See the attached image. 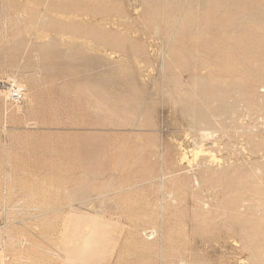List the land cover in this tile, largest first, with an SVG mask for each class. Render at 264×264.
I'll list each match as a JSON object with an SVG mask.
<instances>
[{
  "label": "rangeland",
  "instance_id": "rangeland-1",
  "mask_svg": "<svg viewBox=\"0 0 264 264\" xmlns=\"http://www.w3.org/2000/svg\"><path fill=\"white\" fill-rule=\"evenodd\" d=\"M218 1L0 0V79L24 92H0V264H71L93 230L72 264H264V76L225 72L214 94L180 51L215 17L264 28V0ZM217 84L228 109L194 120L186 108L221 107Z\"/></svg>",
  "mask_w": 264,
  "mask_h": 264
},
{
  "label": "bare ground",
  "instance_id": "bare-ground-1",
  "mask_svg": "<svg viewBox=\"0 0 264 264\" xmlns=\"http://www.w3.org/2000/svg\"><path fill=\"white\" fill-rule=\"evenodd\" d=\"M163 1V0H162ZM190 1V0H189ZM195 1H198V0H195ZM209 1V0H208ZM226 1V0H225ZM224 1V2H225ZM228 1V0H227ZM237 1V0H236ZM242 1L243 0H241L240 2L242 3ZM246 1V3L248 2L247 0H245ZM250 1H252V0H250ZM259 1V0H258ZM169 2H171V0H169ZM200 2V1H199ZM212 2V1H211ZM219 2H221V0H219L218 1V3ZM234 2V1H233ZM238 3H239V1H237ZM257 2V1H256ZM163 3V2H162ZM185 3V2H184ZM214 3V2H213ZM223 2H221V4H222ZM229 3H231V2H229ZM243 3H245V2H243ZM242 3V4H243ZM249 3V2H248ZM254 3H255V0H254ZM261 3V2H260ZM170 4V3H169ZM180 4V3H179ZM196 4H197V2H196ZM211 4V3H210ZM225 4H226V2H225ZM253 4V3H252ZM262 4V3H261ZM166 5H168V2H167V4ZM165 5V6H166ZM199 5H200V3H199ZM232 5H233V3H232ZM232 5H230V6H232ZM235 5V4H234ZM244 5H247V4H244ZM258 5V4H257ZM256 5V6H257ZM260 5V4H259ZM259 5L257 6V7H259ZM264 5V4H263ZM209 6V5H208ZM211 6V5H210ZM255 6V7H256ZM177 7V6H176ZM179 7V6H178ZM189 8H192V7H194V6H188ZM199 7V6H198ZM220 7V6H219ZM254 7V6H253ZM260 7H261V5H260ZM180 8H181V6H180ZM197 8V7H196ZM209 8V7H208ZM211 8V7H210ZM215 8H217V7H215ZM168 9V8H167ZM172 9V11L171 12H173V9H176L175 7L173 8H169V10H171ZM242 9V8H241ZM253 10H254V8H252ZM251 9V10H252ZM197 10V9H196ZM198 10H199V8H198ZM209 10H211V9H209ZM215 10V9H214ZM214 10L212 11V12H214ZM249 10V9H248ZM181 12H182V10H180ZM179 11V12H180ZM201 11V10H200ZM200 11H198L199 13H200ZM203 11V10H202ZM201 11V12H202ZM215 11H217V10H215ZM238 11V10H237ZM241 11V10H240ZM250 11V10H249ZM166 12V11H165ZM171 12L169 13V14H171ZM207 12V11H206ZM205 12V13H206ZM255 12V11H254ZM167 13V12H166ZM176 13H178V11L176 12ZM195 13H197V11L195 12ZM194 13V14H195ZM210 13V12H209ZM258 13V12H257ZM198 14V13H197ZM166 15V14H165ZM175 15V14H174ZM179 15V14H178ZM178 15L177 16H172V18L174 19L172 22L173 23H175V21H176V18L178 17ZM196 15V14H195ZM201 15V14H200ZM211 15V14H210ZM210 15H208V16H210ZM166 16H168V15H166ZM190 16H194V15H190ZM189 16V17H190ZM198 16V15H197ZM205 16V15H204ZM208 16H207V20H210L211 18H208ZM255 16V15H254ZM163 17V16H162ZM186 17V16H185ZM222 17V16H221ZM172 18L170 19V20H172ZM181 19V23H180V30H181V32H179L182 36L181 37H184L183 36V34H182V32L184 31V29H185V23L182 21L183 19H185L184 17H178V19ZM188 18V17H187ZM223 18L224 19H222V18H218V19H216V17L215 18H212L211 19V23H210V25H205V24H202V25H195L196 27H194L193 29L191 28V31L189 32L188 31V34L189 35H194V34H196L197 32L198 33H207V37L203 40V41H201V42H199V41H197V40H195L194 39V41H192L193 40V38H192V40L190 39L189 41H187V44H185V39L186 38H180V39H182L180 42H181V44H179V45H181L179 48H180V51L183 53H186L185 55H188V56H190L189 58H190V61H191V63L189 64V66H188V68H187V76H188V79L189 80H191V82L192 81H203L204 82V86L206 87V85L208 84L212 89H213V85H215V83H214V81H215V77H222V76H224L225 77V72L227 73V72H229V71H231V70H234L235 71V73L237 74V75H239L240 76V74L241 73H243L244 71L246 72V75L244 76V75H242V76H244L245 78H243L245 81H247V84H248V80L251 82V84L252 83H254V81H256V78H263V76H264V49L263 48H261V45H262V47H263V44H264V28H262V24L260 25V21H256L255 22V20H253L254 18H253V15H251L250 13H246V12H244V14L243 15H234L232 18H229L228 16L227 17H225V16H223ZM166 18L164 17V20H165ZM190 19V18H189ZM189 19H188V23H189ZM205 19V20H206ZM214 19V20H213ZM263 18H262V16L261 15H258V20H262ZM163 20V19H162ZM191 20V19H190ZM197 21H198V18L196 19ZM203 20V19H202ZM256 20H257V18H256ZM168 21H169V17H168ZM167 21V23H166V20H165V24L167 25H169V24H171V23H169ZM204 21V20H203ZM200 22V21H199ZM199 22H194L193 24H197V23H199ZM262 22V21H261ZM172 23V24H173ZM201 23H202V21H201ZM208 23V22H207ZM179 25V24H178ZM164 26V25H163ZM193 26V25H192ZM191 26V27H192ZM169 27H170V25H169ZM176 27H178V26H176ZM186 27H188V25L186 26ZM264 27V26H263ZM188 28H190V27H188ZM164 29V28H163ZM167 29V28H166ZM165 30V29H164ZM168 30V29H167ZM177 30V29H176ZM183 30V31H182ZM193 30V31H192ZM156 31H158L157 29H156ZM171 31L174 33L175 32V30L173 31V30H171L170 29V33H171ZM177 32H178V30H177ZM185 32V31H184ZM187 32V31H186ZM167 34H169V32H167ZM172 35V34H171ZM184 35H187L186 33L184 34ZM176 36H178V35H176ZM203 36V37H204ZM187 37V36H186ZM174 38H175V35H174ZM187 38H189V37H187ZM196 38V37H195ZM175 39H178V38H175ZM179 39V40H180ZM198 39V38H197ZM201 39V38H200ZM179 42V43H180ZM168 45V44H167ZM176 46L178 45V43L177 44H175ZM186 45H188V47H186ZM171 47V46H170ZM178 48V49H179ZM166 49V48H165ZM175 50H176V48H175ZM179 52V51H178ZM182 53H180L181 55H182ZM180 55V56H181ZM257 56H259L258 57V60H256L255 62H254V58L255 57H257ZM181 58H183V57H181ZM180 58V59H181ZM232 59H235V60H237L238 61V59L239 60H241L243 63L242 64H240L239 66H237V65H231V64H225V61H227V60H231L232 62H233V60ZM185 60V59H184ZM177 61V60H176ZM179 61V60H178ZM230 61V62H231ZM250 61H252V62H250ZM186 62V61H185ZM240 62V61H239ZM245 62V63H244ZM175 67H177V66H175ZM181 68V67H180ZM234 73V72H233ZM228 74V73H227ZM218 75V76H217ZM229 75V74H228ZM223 77V79H225ZM236 77V76H235ZM241 78V77H240ZM110 79H113V78H110ZM228 80H230V77H229V79ZM236 85L238 86L239 85V77H236ZM242 80V79H241ZM258 80H260V79H258ZM257 80V81H258ZM162 81V80H161ZM224 81V80H223ZM233 81H234V78H233ZM245 81H244V85H246L245 84ZM256 81V82H257ZM228 83H230V82H232V81H227ZM259 82V81H258ZM200 83V82H199ZM214 83V84H213ZM221 83V82H220ZM238 83V84H237ZM242 83H243V81H242ZM193 84V83H192ZM202 84V83H201ZM200 84V85H201ZM222 84V83H221ZM221 84H217L218 85V89H216V90H218L220 93V95H219V97L217 98V101H218V105L219 106H221V107H219V108H216V106L217 105H214V102H213V106H215V107H212L211 109L209 108V110H206V109H204L203 111H198V110H195L196 108H194V107H190L191 105H189L188 107H190V108H186V110H185V108H183L184 110H185V112L187 113V114H190L191 116H192V118L194 119V120H203V121H207V122H210L211 121V116L213 115V114H215V111H218L219 109H221V108H223V107H225V108H227V106H229V102L227 103L226 102V100H230V99H224L226 96H225V93H226V91H227V89H226V87L227 86H229L228 87V89L230 88V85L229 84H226V87H221L220 85ZM162 85V84H161ZM191 85V84H190ZM195 85V84H194ZM207 85V86H208ZM216 85V86H217ZM240 85H242V84H240ZM248 85H250V84H248ZM256 85V84H255ZM254 84L252 85V86H255ZM126 86V85H125ZM202 86V85H201ZM200 86V87H201ZM204 86H202L203 88H204ZM208 86V88H210ZM223 86V85H222ZM236 86V87H237ZM202 87L200 88V89H202ZM233 87H235V86H233ZM236 87H235V89H236ZM246 87V86H245ZM18 88H20V87H18ZM238 88H239V86H238ZM243 88V87H242ZM250 88V87H249ZM252 88V87H251ZM250 88V89H251ZM162 89V88H161ZM206 89V88H205ZM204 89V90H205ZM248 89V88H247ZM254 88H252V90H253ZM133 90V89H132ZM207 90V89H206ZM209 91H210V89H208ZM215 90V91H216ZM230 90V89H229ZM228 90V91H229ZM232 90V89H231ZM240 90V89H239ZM190 91V90H189ZM247 91V90H246ZM0 92H5V88L3 87V86H1L0 85ZM89 92V91H88ZM195 92V91H194ZM199 92V91H198ZM200 92H202V91H200ZM212 92H214V89H213V91ZM239 92V91H238ZM248 92V91H247ZM252 92V91H251ZM6 93V97L8 98V94H7V92H5ZM209 93H211V92H209ZM215 93H217V92H214V94ZM228 93V95H229V92H227ZM199 94V93H198ZM197 94V95H198ZM213 94V93H212ZM212 94H209L208 95V93H207V96L208 97H210V96H212ZM197 95L195 96L196 98H197ZM201 97V96H200ZM213 97V96H212ZM200 99H203V98H200ZM205 99V98H204ZM210 99V98H209ZM237 99V98H236ZM206 100V99H205ZM211 100V99H210ZM212 100H216V98L215 99H212ZM90 101V100H89ZM196 101H199L200 102V100L198 99V100H196ZM207 101V100H206ZM206 101H205V103H206ZM232 101V100H231ZM234 102V101H233ZM247 102V101H246ZM20 103V102H19ZM208 103H211L212 104V102H208ZM199 104V103H198ZM258 104V103H257ZM196 105H197V102H196ZM199 105H201V103L199 104ZM198 105V106H199ZM125 106V105H124ZM194 106V105H193ZM202 106V105H201ZM198 108V107H197ZM200 108V107H199ZM182 109V110H183ZM201 109V108H200ZM199 109V110H200ZM228 109V108H227ZM240 109V108H239ZM215 110V111H214ZM232 111H231V113L230 114H232L233 113V109H231ZM235 111V110H234ZM226 112H227V110H226ZM225 113V112H224ZM217 115V114H216ZM231 116V115H230ZM234 116V115H233ZM191 118V119H192ZM211 118V119H210ZM218 118V117H217ZM214 119H216V118H213L212 120L214 121ZM210 120V121H209ZM193 122V121H192ZM202 122V121H201ZM206 122V123H207ZM211 124H212V122H211ZM202 125V124H201ZM218 126V125H217ZM195 127V126H194ZM190 129V128H189ZM220 129V128H219ZM213 130V129H212ZM202 131H204V130H202ZM201 132V131H200ZM205 132V131H204ZM203 134V133H202ZM201 136V135H200ZM205 136V135H204ZM204 138V137H203ZM208 160V159H207ZM97 172H99V171H97ZM98 175V174H97ZM204 174H202V176H203ZM206 175V174H205ZM225 176V175H224ZM204 177V176H203ZM208 177V176H207ZM206 178V177H205ZM157 179V178H156ZM118 185V184H117ZM108 186V185H107ZM100 187V186H99ZM116 187V186H115ZM108 188V187H107ZM225 188V187H224ZM102 190V189H101ZM119 190V189H118ZM253 190H254V187H253ZM257 190V189H256ZM261 190V189H260ZM111 191V190H110ZM100 192H98V194H99ZM97 194V195H98ZM234 195H235V193H233ZM101 196V195H100ZM232 196L233 195H231L230 196V198H232ZM98 197V196H97ZM237 196H235L234 197V199L236 200V199H238V198H236ZM247 197H249V196H247ZM252 198V197H251ZM251 198H249V199H251ZM83 199H85V198H83ZM87 199V198H86ZM233 199V198H232ZM262 199H263V197H262ZM230 200V199H229ZM240 200V199H239ZM257 200V199H256ZM237 202H238V200H236ZM244 201V200H243ZM231 202V201H230ZM233 202H235L234 200H233ZM237 202H235V203H233L232 205H231V203H230V205L232 206V208H235V207H237V205H239V204H237ZM240 202V201H239ZM258 203V202H257ZM259 203H261V201L259 202ZM241 205V204H240ZM258 205V204H257ZM256 206V205H255ZM239 207H242V205L241 206H239ZM260 208H262V207H260ZM240 209V208H239ZM261 210V209H260ZM263 211V210H262ZM87 212V211H86ZM233 213H235L236 214V211L235 212H233ZM79 214V213H78ZM98 214V213H97ZM96 214V215H97ZM240 214V213H239ZM216 215V214H215ZM237 215H238V213H237ZM236 215V216H237ZM82 216V215H81ZM84 216H86L85 214H84ZM239 216V215H238ZM76 218H78V217H76ZM75 218V219H76ZM82 219H85V218H82ZM237 219H240V217H238ZM236 219V220H237ZM241 220H245L244 218L243 219H241ZM250 220V219H249ZM248 220V221H249ZM258 220V219H257ZM75 222H76V220H74ZM79 221H81V222H83L82 220H80L79 219ZM78 221V222H79ZM88 221V220H87ZM91 221V220H90ZM94 221V220H93ZM110 222H112V221H110ZM251 222H253V220L251 221ZM77 223V222H76ZM75 223V224H76ZM88 223V222H87ZM92 225L91 224V222L90 223H88V225ZM262 224V223H261ZM96 225V224H95ZM252 225H255V224H252ZM81 226V225H80ZM87 226V225H86ZM103 227V226H102ZM258 227V226H257ZM72 229H73V227H71ZM97 229V228H96ZM255 229H256V227H255ZM258 229V228H257ZM83 230H84V228H83ZM90 230H93V229H91L90 228ZM82 231V230H81ZM88 232V231H87ZM91 232H94V230L93 231H89V233L91 234ZM240 232V231H239ZM257 232V231H256ZM71 234V233H70ZM83 234H84V231H83ZM83 234H82V237H83ZM85 234H87L86 232H85ZM88 235L87 234V236H85V237H83L82 239H80L81 237V235H80V233H79V239L78 238H76L77 240H81L79 243L78 242H76V245H78L77 247H72V246H70L69 248H68V251H69V256L68 257H66L65 259H66V261L68 260V258H69V261L71 262V264H72V261H74V262H77V261H84V260H82L86 255L88 256L89 255V253H91L92 252V250H93V247H95V243H96V237H93V235ZM255 234H257V233H255ZM256 236V235H255ZM70 238V237H69ZM73 238V237H72ZM108 238V237H107ZM107 238H106V240H107ZM67 239V238H66ZM75 240V239H74ZM108 241H110V240H107L106 242H108ZM74 242V243H75ZM73 243V244H74ZM78 243V244H77ZM68 245H70L69 243H67ZM66 244V245H67ZM75 245V244H74ZM96 248V247H95ZM66 251H67V249H66ZM93 253V252H92ZM261 255V254H260ZM259 255V256H260ZM263 255V254H262ZM262 255H261V257L260 258H262L263 259V257H262ZM66 256H67V253H66ZM264 256V255H263ZM100 257V256H99ZM254 258V257H253ZM5 259V258H4ZM85 259V258H84ZM103 259V258H102ZM257 260V259H256ZM69 261H67L66 263H68ZM93 261V260H92ZM91 261V262H92ZM73 262V263H74ZM88 262V261H87ZM75 264V263H74ZM79 264V263H78ZM85 264V263H84ZM87 264V263H86ZM89 264H93V263H89Z\"/></svg>",
  "mask_w": 264,
  "mask_h": 264
},
{
  "label": "built area",
  "instance_id": "built-area-1",
  "mask_svg": "<svg viewBox=\"0 0 264 264\" xmlns=\"http://www.w3.org/2000/svg\"><path fill=\"white\" fill-rule=\"evenodd\" d=\"M10 78L0 79V85L5 88V92L8 94V103L16 104L22 102L24 98V92L22 88H18Z\"/></svg>",
  "mask_w": 264,
  "mask_h": 264
}]
</instances>
